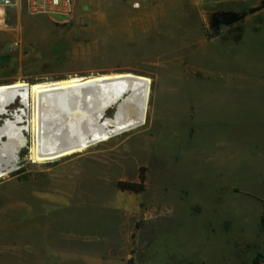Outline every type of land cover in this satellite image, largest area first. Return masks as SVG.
Masks as SVG:
<instances>
[{
  "label": "rangeland",
  "instance_id": "obj_1",
  "mask_svg": "<svg viewBox=\"0 0 264 264\" xmlns=\"http://www.w3.org/2000/svg\"><path fill=\"white\" fill-rule=\"evenodd\" d=\"M13 3L0 19V85L115 72L153 83L148 124L83 153L34 164L25 131L0 179V264H247L261 254L264 0H77L51 18ZM219 8L249 16L215 37ZM24 109L16 101L0 125ZM141 175L144 193L117 189Z\"/></svg>",
  "mask_w": 264,
  "mask_h": 264
},
{
  "label": "bare ground",
  "instance_id": "obj_2",
  "mask_svg": "<svg viewBox=\"0 0 264 264\" xmlns=\"http://www.w3.org/2000/svg\"><path fill=\"white\" fill-rule=\"evenodd\" d=\"M152 83V78L133 72H115L0 85V115H7L18 100L25 108L0 125V179L10 174L17 149L28 144V128L31 160L46 164L146 126ZM29 108L33 111L30 125L21 126ZM110 109L115 112L108 118Z\"/></svg>",
  "mask_w": 264,
  "mask_h": 264
},
{
  "label": "built area",
  "instance_id": "obj_3",
  "mask_svg": "<svg viewBox=\"0 0 264 264\" xmlns=\"http://www.w3.org/2000/svg\"><path fill=\"white\" fill-rule=\"evenodd\" d=\"M21 1L32 15H64L70 16L77 5V0H18ZM13 0H0V19L5 9L13 6ZM50 17V16H49ZM51 18V17H50ZM1 21V20H0ZM20 110V109H19Z\"/></svg>",
  "mask_w": 264,
  "mask_h": 264
},
{
  "label": "flooded vegetation",
  "instance_id": "obj_4",
  "mask_svg": "<svg viewBox=\"0 0 264 264\" xmlns=\"http://www.w3.org/2000/svg\"><path fill=\"white\" fill-rule=\"evenodd\" d=\"M238 13L239 15H243L247 13V16H245L243 19L239 20L238 22L231 24V25H226L225 22L228 21L231 16L230 15H225L226 13ZM213 14V27L216 29V31L212 34L215 35V37H219L223 32L225 31H232V30H237V28L243 24L246 19L249 16V12L247 10H242V11H235V10H230V9H224V8H219L216 9L212 12ZM211 27V26H210ZM212 32V28H211Z\"/></svg>",
  "mask_w": 264,
  "mask_h": 264
},
{
  "label": "trees",
  "instance_id": "obj_5",
  "mask_svg": "<svg viewBox=\"0 0 264 264\" xmlns=\"http://www.w3.org/2000/svg\"><path fill=\"white\" fill-rule=\"evenodd\" d=\"M116 187L122 192L142 194L146 190L145 178L141 175L140 182L119 181L117 182ZM262 262H264V255L258 254L254 259L253 264H260Z\"/></svg>",
  "mask_w": 264,
  "mask_h": 264
},
{
  "label": "crops",
  "instance_id": "obj_6",
  "mask_svg": "<svg viewBox=\"0 0 264 264\" xmlns=\"http://www.w3.org/2000/svg\"><path fill=\"white\" fill-rule=\"evenodd\" d=\"M247 46H244L243 48L244 49H247L246 48ZM249 47V46H248ZM28 245L27 244H20V249H21V251L23 252H30V250H31V248H28L27 247ZM53 246V245H52ZM51 248V247H50ZM53 248L55 249V246H53ZM49 249V250H51V251H53V252H51V253H48L47 251V253L50 255V257H52L53 256V254H57L58 253V251L59 250H57V249ZM258 251H259V253H261L262 255H264V238L260 241V244H259V246H258ZM63 253H65V252H63ZM68 255V252H66V256ZM68 257V256H67ZM256 258V256H252L249 260H247V264H253V261H254V259ZM260 264H264V262H262V263H260Z\"/></svg>",
  "mask_w": 264,
  "mask_h": 264
},
{
  "label": "water",
  "instance_id": "obj_7",
  "mask_svg": "<svg viewBox=\"0 0 264 264\" xmlns=\"http://www.w3.org/2000/svg\"><path fill=\"white\" fill-rule=\"evenodd\" d=\"M2 1H5V0H2ZM253 12L254 11H251L250 13H253ZM225 15L231 16V18L225 22L226 25H231V24H234V23L238 22L239 20L243 19L245 16H247V13H245L243 15H239L238 13L233 12V13H226ZM212 19H213V14L209 18V24L212 28V33H214L216 31V29H214V27H213ZM1 60L6 61V60H8V57H2Z\"/></svg>",
  "mask_w": 264,
  "mask_h": 264
}]
</instances>
